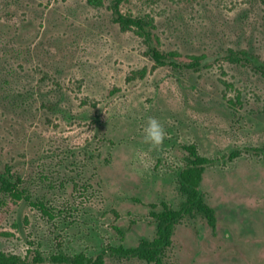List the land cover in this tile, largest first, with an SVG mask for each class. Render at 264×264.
Here are the masks:
<instances>
[{
	"label": "rangeland",
	"instance_id": "rangeland-1",
	"mask_svg": "<svg viewBox=\"0 0 264 264\" xmlns=\"http://www.w3.org/2000/svg\"><path fill=\"white\" fill-rule=\"evenodd\" d=\"M111 5L0 0V172L9 167L54 214L0 197V251L26 264L103 251L106 264H150L108 249L152 240L150 213L179 209L182 146L194 144L214 161L200 189L217 229L183 219L162 264H264V78L220 58L246 50L264 64V0L120 5L152 17L159 48L179 61L205 55L198 71L155 68ZM149 116L167 133L160 146L143 140Z\"/></svg>",
	"mask_w": 264,
	"mask_h": 264
},
{
	"label": "trees",
	"instance_id": "trees-1",
	"mask_svg": "<svg viewBox=\"0 0 264 264\" xmlns=\"http://www.w3.org/2000/svg\"><path fill=\"white\" fill-rule=\"evenodd\" d=\"M129 0H112L111 10L114 14V22L124 31H132L137 35L147 47V55L154 63V67H170L173 70H193L198 71L207 66L205 55L189 56L187 62L179 61L180 54L176 51H163L159 48V38L154 34V19L149 15L133 16L122 13L120 5ZM94 6L101 5L102 0H87ZM222 60L235 65L249 67L264 78V64H259L255 55L246 50L226 49L220 57ZM141 78L145 74V69L135 72ZM133 77H128V80ZM186 152L184 166L178 173L179 193L183 197L179 209L175 210L165 203H162V210L150 215L155 220V237L152 240L141 239L134 247L125 248L123 246L110 247L108 250L120 257L137 258L150 264H162V259L171 246L172 236L175 227L185 218H195L201 216L212 228L216 225L215 210L207 203L205 195L200 189L203 173L213 160L199 154L196 145L188 144L182 146ZM264 152V151H263ZM238 151L231 152L229 159L237 157ZM0 197H6L14 202L24 201L38 210L41 214L52 218L53 210L46 204L32 201L27 195L23 180L9 167L0 172ZM105 251L99 253L94 258L84 254L73 256L61 253L52 255L50 260L54 264H106L104 260ZM34 263H42L43 259L38 251L33 255ZM0 264H26L25 259L17 255L5 254L0 251Z\"/></svg>",
	"mask_w": 264,
	"mask_h": 264
},
{
	"label": "clouds",
	"instance_id": "clouds-1",
	"mask_svg": "<svg viewBox=\"0 0 264 264\" xmlns=\"http://www.w3.org/2000/svg\"><path fill=\"white\" fill-rule=\"evenodd\" d=\"M143 140L153 147L162 145L167 133L164 125L156 117L149 116L143 129Z\"/></svg>",
	"mask_w": 264,
	"mask_h": 264
},
{
	"label": "flooded vegetation",
	"instance_id": "flooded-vegetation-1",
	"mask_svg": "<svg viewBox=\"0 0 264 264\" xmlns=\"http://www.w3.org/2000/svg\"><path fill=\"white\" fill-rule=\"evenodd\" d=\"M215 214H216V212H215ZM207 224V223H206ZM208 225V224H207ZM208 227L212 230V231H215L216 229H217V217H216V225H215V228L214 229H212L209 225H208Z\"/></svg>",
	"mask_w": 264,
	"mask_h": 264
}]
</instances>
